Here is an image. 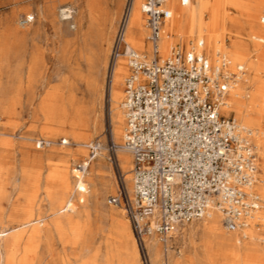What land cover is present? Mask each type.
I'll return each mask as SVG.
<instances>
[{
  "label": "rangeland",
  "instance_id": "rangeland-1",
  "mask_svg": "<svg viewBox=\"0 0 264 264\" xmlns=\"http://www.w3.org/2000/svg\"><path fill=\"white\" fill-rule=\"evenodd\" d=\"M142 1L0 0V264H264V0H168L192 16L166 19L163 37L164 52L203 37L210 55L244 64L222 112L258 129L253 238L239 242L215 213L180 225L167 250L149 241L145 260L125 210L107 201L130 191L132 167L127 150L108 148L121 142L127 71L122 58L115 78L110 49L126 6L127 39L148 49ZM40 137L53 142L38 148ZM94 138L102 147L89 158L83 143Z\"/></svg>",
  "mask_w": 264,
  "mask_h": 264
},
{
  "label": "built area",
  "instance_id": "built-area-1",
  "mask_svg": "<svg viewBox=\"0 0 264 264\" xmlns=\"http://www.w3.org/2000/svg\"><path fill=\"white\" fill-rule=\"evenodd\" d=\"M188 1L179 0L182 5ZM126 10L108 62L111 69L125 59L120 102L124 124L121 142L112 141L108 148L113 152L122 147L131 154V187H118L107 201L125 210L146 260V236L155 235L167 250L180 225L208 216L213 208L222 212L229 230L242 229L262 200L255 188L256 131L222 112L245 74L244 64L233 63L223 51L210 55L201 37L174 44L163 54L160 38L171 16L166 0H143L148 49L139 50L126 38ZM52 142L40 137L35 145L44 148ZM83 145L92 158L102 142L94 138Z\"/></svg>",
  "mask_w": 264,
  "mask_h": 264
},
{
  "label": "bare ground",
  "instance_id": "bare-ground-1",
  "mask_svg": "<svg viewBox=\"0 0 264 264\" xmlns=\"http://www.w3.org/2000/svg\"><path fill=\"white\" fill-rule=\"evenodd\" d=\"M189 2H190V0L188 1V3H186V4H184V5H182L181 3V5L182 6H187L188 4H189ZM142 3H143V1H142ZM142 3H141V12H142ZM167 3H168V0H167V2H166V5H167ZM171 10V16H170V26H176V24H177V22L180 20V18L181 17H183L185 14L187 15V16H192V11H185V10H182V9H180L179 7H178V5L177 4H174L173 6H172V8L170 9ZM130 9H128V10H126V13H127V26H126V38H128L127 37V32H128V25H129V20H130ZM187 12V13H186ZM143 13V12H142ZM65 14V13H64ZM67 16V15H66ZM28 17H31V16H28ZM31 18H33V16L31 17ZM181 21V20H180ZM132 23V22H131ZM144 29H145V26H144ZM163 37H164V27H163V32H162V35H161V38H160V46H161V51H162V53L163 54H167L168 52H164L163 50ZM203 38V37H202ZM205 39V38H204ZM128 40V39H127ZM129 41V40H128ZM131 44V43H130ZM132 45V44H131ZM166 45V44H165ZM133 46V45H132ZM140 50V49H139ZM214 55H216V53H214ZM120 59H122V58H119L117 61H116V63H115V65L110 69L111 71H113L114 69H115V67L117 66V64H118V62H119V60ZM243 64V63H242ZM121 71H120V66L119 67H117L116 69H115V78H118V75H119V73H120ZM243 79V77L241 78V80ZM240 80V82H242ZM240 82H238V83H240ZM113 99H115V100H117L118 99V94H116L115 93V96L113 97ZM114 101V100H113ZM230 103H231V99H230V97L227 99V101H226V103L223 105V107L224 108H228L229 106H230ZM245 104V103H244ZM243 124V123H242ZM245 125V124H244ZM247 126V125H246ZM250 127V126H249ZM252 128V127H251ZM255 131H256V134H258L257 132H258V129L257 128H253ZM255 134V135H256ZM66 141L68 142V140L66 139ZM122 148V147H121ZM123 149V148H122ZM88 163L87 162H83V166H86ZM82 165H80V167H82ZM82 169H83V167H82ZM75 171H78V169H74ZM73 170V171H74ZM79 176V175H78ZM255 187H256V185H255ZM79 189L80 190H85L86 189V187H85V183L83 182V181H81L80 183H79ZM262 205V204H261ZM73 206V203L72 202H68V207L70 208V207H72ZM259 211V210H258ZM215 213H218L219 215H221L222 217H223V214H222V212L219 210V209H216V208H213L212 209V211L209 213V215L208 216H206V217H204V218H211ZM200 219V218H199ZM215 222V224L213 225V228L215 229V230H218V225H217V223H216V221H214ZM223 223V228H224V230L227 232V233H230V234H237L238 236H239V239H238V241L239 242H241V241H245V240H248V239H252L253 238V235H251L250 234V231L252 230V228H251V226H250V224L249 225H246L245 227H243L242 229H236V230H229L225 225H224V222H222ZM239 231H242V233L240 234L239 233ZM135 238V237H134ZM156 237H155V235H149V236H146L145 237V245H146V249H147V254H148V258H149V261H150V256H149V250H148V247H147V243L149 242V241H151L152 239H155ZM157 239V238H156ZM136 241V240H135ZM157 241H158V239H157ZM137 243V242H136ZM138 246V245H137ZM139 247V246H138ZM152 257V256H151ZM3 258V257H2ZM150 264H151V261H150Z\"/></svg>",
  "mask_w": 264,
  "mask_h": 264
},
{
  "label": "crops",
  "instance_id": "crops-1",
  "mask_svg": "<svg viewBox=\"0 0 264 264\" xmlns=\"http://www.w3.org/2000/svg\"><path fill=\"white\" fill-rule=\"evenodd\" d=\"M130 23H131V21L129 20V25H130ZM163 49H164V50L167 49V45H165L164 40H163Z\"/></svg>",
  "mask_w": 264,
  "mask_h": 264
}]
</instances>
